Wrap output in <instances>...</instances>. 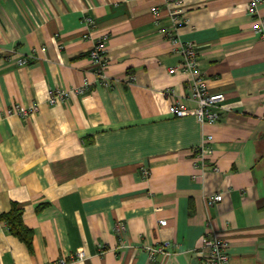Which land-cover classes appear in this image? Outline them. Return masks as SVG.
Instances as JSON below:
<instances>
[{
    "label": "crops",
    "instance_id": "1",
    "mask_svg": "<svg viewBox=\"0 0 264 264\" xmlns=\"http://www.w3.org/2000/svg\"><path fill=\"white\" fill-rule=\"evenodd\" d=\"M263 18L264 0H0V264H155L147 248L162 243L157 263L208 264L212 234L228 264H264ZM175 21L208 92L225 93L216 123L170 113L197 106ZM105 34L111 86L90 56ZM58 88L70 96L50 104ZM34 103L32 117L8 112ZM13 207L31 245L1 218Z\"/></svg>",
    "mask_w": 264,
    "mask_h": 264
},
{
    "label": "built area",
    "instance_id": "2",
    "mask_svg": "<svg viewBox=\"0 0 264 264\" xmlns=\"http://www.w3.org/2000/svg\"><path fill=\"white\" fill-rule=\"evenodd\" d=\"M156 10V8H155ZM154 10V11H155ZM254 11V8H252ZM86 20L89 24L94 23V18L92 16H87ZM174 28L168 31L171 38V44L176 52H179L183 56V61L178 69L188 72L191 74V93L193 99L196 101L197 106L195 108H189L183 105L180 101H175L170 105V113L177 117H185L193 115L202 123H216L222 119L223 101L225 100V93H209L206 87L204 79L200 76L199 70V60L198 51L192 41H183L178 33L176 27V21L174 22ZM254 29L264 35V18L260 20L259 23L255 24ZM107 39L108 35H103L94 45L93 49L90 51V56L92 60L98 65L97 73L101 76L105 86H111L112 82L105 72L106 62H107ZM20 65H24L26 60L21 58L19 60ZM172 68V71L177 69ZM88 88L87 81L76 88L74 91L77 93H84ZM70 90L66 88H58L51 97L49 98L50 104H56L58 102H63L67 100L70 96ZM10 114H17L22 118H29L39 112V104L34 103L30 106L24 107L20 104H14L9 109ZM212 139L211 135L206 137L207 141ZM212 152V146L207 142L195 149V162H199L201 166H205L207 163L206 156ZM144 174L147 176L149 171L144 169ZM223 199L222 193H217L209 196L210 205H214L216 202ZM126 230V226L123 222L116 224V232L118 235L123 236ZM228 242L223 237L218 234H212L211 236H206L203 240L202 250L206 257L208 264H228L229 254L227 253ZM150 259L155 264L157 263V255L161 254L164 257H169L171 254L167 250L165 244H157L152 247H148ZM72 258L77 257L84 259L87 257L85 250H79L73 254ZM50 264H68L66 258H60L57 261ZM161 264H167L164 261Z\"/></svg>",
    "mask_w": 264,
    "mask_h": 264
},
{
    "label": "trees",
    "instance_id": "3",
    "mask_svg": "<svg viewBox=\"0 0 264 264\" xmlns=\"http://www.w3.org/2000/svg\"><path fill=\"white\" fill-rule=\"evenodd\" d=\"M1 218L6 221L13 234L25 241L27 245H31L33 231L25 225L20 208L13 207L9 212L3 214Z\"/></svg>",
    "mask_w": 264,
    "mask_h": 264
}]
</instances>
